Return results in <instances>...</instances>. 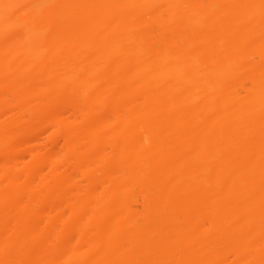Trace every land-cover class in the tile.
<instances>
[{
  "label": "bare ground",
  "instance_id": "bare-ground-1",
  "mask_svg": "<svg viewBox=\"0 0 264 264\" xmlns=\"http://www.w3.org/2000/svg\"><path fill=\"white\" fill-rule=\"evenodd\" d=\"M0 264H264V0H0Z\"/></svg>",
  "mask_w": 264,
  "mask_h": 264
}]
</instances>
